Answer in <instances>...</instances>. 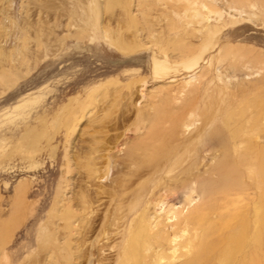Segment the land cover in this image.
<instances>
[{"label": "rangeland", "instance_id": "1", "mask_svg": "<svg viewBox=\"0 0 264 264\" xmlns=\"http://www.w3.org/2000/svg\"><path fill=\"white\" fill-rule=\"evenodd\" d=\"M137 1L0 0V264H60L59 254L67 264V250L80 247L84 227L99 216L96 209L106 201L80 203V207L73 204L75 193L83 192L79 180L88 167L86 158H93L97 149L104 151L107 139H113L110 147L115 157L97 166L95 181L85 180L82 185L92 193L100 186H116L113 181L123 168L119 157H124L125 151L141 140H146L147 146L161 145L151 138L152 118L162 123L168 145L197 143L191 149L198 150L194 162L199 166L191 179L179 169H148L155 178L145 188L142 209L128 218V230L132 221L145 213L150 214L153 226L158 220L166 224L160 200L165 206L176 207L204 200L203 180L218 178L206 171L225 153L226 142L216 139L229 128L245 134L261 123V135L251 139L249 150L264 155V25L254 24L247 13L240 16L237 10L227 8L222 19L209 22L222 29L217 48L197 58L195 65L189 64L190 69L174 74L171 71L176 66L169 63L173 69L170 76L152 79L147 56L154 50L145 58H137L135 53L124 56L103 36L108 21L125 20L126 9L138 14ZM158 9L151 11L153 21ZM253 11L260 17L257 8ZM233 19L242 22L226 25L225 21ZM232 44L247 48L250 54L246 60L217 63L220 51ZM253 56H259L263 64L248 63ZM167 58L159 56L158 60L165 63ZM129 63L134 66L127 68L140 71V76L126 75L124 67L118 69ZM142 63L146 66L143 73ZM150 68L153 74L154 66ZM113 79L109 83L112 90H101L89 102L86 87ZM234 89L247 91L233 96ZM174 120L180 121L175 141L169 135ZM212 137L215 140L209 141ZM86 150L91 154L86 155ZM143 152H138L142 158ZM197 176L199 181L194 180ZM228 178L234 180L235 174ZM249 182L246 186L251 190L246 194L255 204L258 191ZM104 216L109 217L102 208ZM97 234L90 241L100 248L102 235ZM40 252L46 256H39ZM92 261L99 264L95 257Z\"/></svg>", "mask_w": 264, "mask_h": 264}, {"label": "bare ground", "instance_id": "2", "mask_svg": "<svg viewBox=\"0 0 264 264\" xmlns=\"http://www.w3.org/2000/svg\"><path fill=\"white\" fill-rule=\"evenodd\" d=\"M114 1L112 3H116V0ZM138 1V14L133 15L130 13V9H126L125 20L114 21L115 23L111 24L108 21L109 24L107 23L103 36L124 56L135 53L137 58H145V54L148 55L150 50H154L155 52L151 56H147V68H149L152 79L165 78L170 76L171 72L181 73L184 68L190 69L189 64L195 65L197 58L202 57L213 48H217L219 45L216 43L221 38L222 29L218 25L211 26L209 22H212L213 19L215 21L222 19L227 8L237 10L240 16L247 13L254 24L264 25L262 21L264 0H221L223 2L221 4L218 2L219 0ZM123 3L126 5V2ZM158 7L160 13L158 12L156 21H153L149 18L151 11L155 8L157 10ZM253 8L260 11V17H256L257 13L253 11ZM155 12L157 13V11ZM241 22L239 19L225 21L226 25H237ZM222 25L225 26V24ZM248 54L250 53L245 47L228 45L220 51L216 62L221 65L226 59L240 62L243 58L246 60L245 57ZM159 56L168 58L165 63H160ZM169 63L176 66L174 70L171 69L172 66ZM248 63L263 64V60L259 56H253ZM210 64L212 67L215 65L214 61ZM133 66L129 63L119 66L118 69L124 67L126 75L140 76V71L127 68ZM141 66L143 73L146 66L143 63ZM151 66H154L153 74L150 70ZM231 68L227 67L226 69L232 70ZM134 71L137 73H132ZM126 77L130 78V76ZM112 81L115 79L86 87L88 89L86 98L89 102L94 100L97 97L96 94L101 90H112L110 87ZM89 82L91 81L89 80ZM246 91L234 89L233 96ZM157 110L154 108V111L158 112ZM151 120L150 129L153 130L151 138L156 142H161V145L156 147L149 145L150 148L146 145V140H141L132 150L125 151V156L119 157L123 168L120 176L113 181L116 186L113 184L111 187L100 186L96 193H92L84 189V185H82V181L85 180L95 181L99 171L97 166L109 163L115 157L110 147L113 139H107L104 151L97 149L93 152V158H86L88 167L86 173H81L83 177L81 176L79 180V188L83 192L75 193L73 204L80 207V203L94 205V201L99 202L101 199L106 201L100 209H96L99 216L89 226L84 227L86 234L83 242L79 243L80 247L75 251L67 250L64 258L66 263L94 264L92 257H95L99 264H264V169H262L264 155L259 150L254 152L249 150L251 139L261 135L258 128V125L261 124L259 122L255 129L245 134H241L237 131L238 129L234 131L232 127L229 128L227 134L216 139L223 144L226 142L225 153L218 159L216 165L210 166L206 171L218 178L213 180L208 177L203 180V187L200 188L203 189V192L205 191L203 201L193 204L192 200L183 207H176L169 204L165 206L164 201L160 200L158 205L160 210H164L166 214V224H162L158 220L157 224L153 226L150 214L145 213L135 218L130 229H127L128 218L142 209V202L146 196L145 188L155 178L153 172L148 174V169L160 168L164 170L169 167L170 171L179 169L185 177L191 179L194 175L191 173L199 166V163L194 162L198 150L191 149V146H196L197 143L186 142L181 144V147L173 146L171 143L168 145L167 141L163 139L166 135L162 123L157 119L152 118ZM179 124V120H174V127L169 132L174 141ZM239 137H241V141L238 140ZM208 140L215 139L212 137ZM228 142L230 145H227ZM234 143L237 145L233 149H226L231 144L233 146ZM141 150L144 151L143 158L138 153ZM97 153L98 155H96ZM85 154L91 153L86 150ZM99 160L103 161L99 162ZM131 166H135V168L132 169ZM232 173L235 174V179H227ZM143 179L145 181H142ZM243 179H246V182ZM194 180L199 181L200 179L197 176ZM249 180L253 182L252 187L254 185L258 191L259 199L255 204H252L246 194L251 190L250 186H246L247 183H250ZM187 206L188 209L185 212ZM113 207H115V212H113ZM102 208L104 211H108L109 217H101ZM77 215L74 213L73 217H77ZM78 220L79 218L76 219V221ZM113 227H117V229L114 230ZM99 231H102L100 248L90 241ZM101 235L97 234V236ZM39 256L45 257L46 254L40 252ZM61 259L62 256L59 254L57 262L60 261V264H63Z\"/></svg>", "mask_w": 264, "mask_h": 264}]
</instances>
